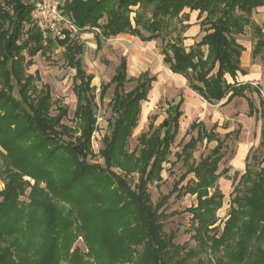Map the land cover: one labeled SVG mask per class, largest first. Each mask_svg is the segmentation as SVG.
<instances>
[{
  "label": "trees",
  "instance_id": "obj_1",
  "mask_svg": "<svg viewBox=\"0 0 264 264\" xmlns=\"http://www.w3.org/2000/svg\"><path fill=\"white\" fill-rule=\"evenodd\" d=\"M33 7V1L0 0V180L4 183L0 264H190L203 253L212 257L213 264H264V157L253 155L252 150L245 173L235 172L240 178L228 218L222 228L217 225L225 198L218 180L230 172V168L219 172L220 164L227 140L238 139L240 130L223 139L217 125L208 130L193 122L190 130H197V136L177 153L187 171L169 195L153 204L149 186L163 179L164 165L180 132L184 101L167 103L165 119L157 127L151 122L130 151L142 103L148 101L157 79L143 72L136 78V87L126 91L131 81L126 56L121 57L112 80L100 88L102 102L113 87L111 132L104 136L99 153L104 163L89 160L95 156L97 89L92 86L94 75L84 68L85 49L79 39L94 33L98 49L103 40L121 35L142 42L161 40L164 64L187 79L189 89L207 103L226 101L223 105H227L235 98L247 99L250 115L262 120L259 149H264V99L257 91L258 110L246 95L257 89L237 81L245 51L238 37L248 28L255 36L253 56L264 54L263 27L253 19L264 0H64L63 12L79 31L47 44L32 22ZM192 12H198L204 35L187 46L184 33L191 26ZM56 44L64 48V59L75 70V128L64 123L66 107L52 115L51 86H37L38 71L29 72L34 58L46 55ZM205 140L217 142L216 147L197 165L190 164L197 145ZM192 173L195 180L179 187ZM175 193L179 198L196 197L197 204L188 210L195 248L177 244V232L164 229V210ZM81 237L87 252L74 248Z\"/></svg>",
  "mask_w": 264,
  "mask_h": 264
},
{
  "label": "rangeland",
  "instance_id": "obj_2",
  "mask_svg": "<svg viewBox=\"0 0 264 264\" xmlns=\"http://www.w3.org/2000/svg\"><path fill=\"white\" fill-rule=\"evenodd\" d=\"M32 2V0H28ZM196 13L189 20L192 26L199 25L196 19ZM259 23H257V20ZM254 21L258 25H263L262 17H254ZM198 28V27H197ZM197 28L187 30L184 36H188L185 44L187 46L199 41L204 33H198ZM80 43L84 45L85 52L81 56L85 70L94 75L92 86L96 87L97 96V130L92 137V150L94 157H89L92 162L104 163V159L99 155L103 148V138L109 135L111 129L109 122L113 117L112 109L109 103L113 97V87L108 91V95L104 101H100V88L102 84L109 83L116 74L117 67L120 64L122 56H126L128 62V78L130 82L126 83V91H131L136 87V78L143 72H150L152 76H156L157 81L153 83V89L150 91L148 101L142 103V112L140 115L137 128L134 130L132 137L129 140L128 149L134 150L138 145V138L142 133L149 131V125L154 122L157 127L166 117L167 103L178 102L181 98L187 102L183 105L184 116L181 119L180 132L176 138V142L172 146V155L169 163L164 165L162 172V181L155 182L149 186V193L153 204H156L163 196L169 195L174 189V185L181 176L187 171V166L183 160L178 158L177 153H181L183 146L191 139L192 136H197V130H190L193 122H202L203 126L208 130L212 129L215 123H218L217 132L224 139L226 133L240 129V137L235 139L232 137L227 140V148L225 149L226 156L220 164L219 172L226 168H230V172L225 176L221 175L218 180V186L225 194L223 206L218 210V223L221 228L227 220L231 200L235 195L233 193L234 186L238 184L239 178L245 173L246 163L243 161V166H238L239 157L241 158L242 144L250 147L253 146L252 154L260 158L264 157V149H259L258 139L261 133V120H256L255 117H247L248 110L246 103L236 101L233 108H225L220 106H211L205 103L197 93L189 89L187 79L182 76L173 74L167 65L163 62L162 42L157 40L154 42H142L137 37L130 35H121L116 38L102 41V48H97V40L94 33L79 35ZM239 42L243 46H250L255 42V36L252 29H247L245 35L238 37ZM64 48L60 46L53 47L46 55H38L34 58L35 64L29 69V72L35 74L37 71L41 80L36 83L41 87L42 84H49L53 95L54 106L52 115H56L59 107L68 109V116L64 119V123L69 127H76L74 113L76 110L77 99L73 92V78L75 70L71 69L64 59ZM253 64H262L264 66V55L252 58ZM264 68V67H263ZM231 82V78L227 76ZM254 85H258L261 90V95L264 98V74L258 81H254ZM254 87V86H253ZM256 89V87H254ZM248 97L252 98L256 106H259V96L255 92H247ZM189 97L199 99L202 105L192 103ZM217 142L199 143L193 152V157L190 159V164L197 165L202 157L209 155ZM242 162V161H241ZM251 166L257 170L259 166L254 165L252 160ZM238 167L240 169H238ZM117 174H121L118 169H114ZM235 172L240 173L239 178L235 177ZM137 175L133 176V182H137ZM228 178V179H227ZM28 179V178H27ZM195 180L194 174H190L186 181L179 187L185 186L187 182ZM29 180V179H28ZM33 183V181H32ZM4 183L0 180V191L3 190ZM213 192V189H211ZM22 201H27L26 197L21 198ZM197 204L195 196L185 195L177 197L175 193L170 199L164 210L162 222L167 233L177 232V244H188V248H195L196 241L191 237L194 234L191 227L192 214L188 210ZM67 207V206H66ZM82 251L87 252V247L84 244L83 238L74 245ZM213 264L212 257L209 254L203 253L199 257L191 260L190 264Z\"/></svg>",
  "mask_w": 264,
  "mask_h": 264
},
{
  "label": "crops",
  "instance_id": "obj_3",
  "mask_svg": "<svg viewBox=\"0 0 264 264\" xmlns=\"http://www.w3.org/2000/svg\"><path fill=\"white\" fill-rule=\"evenodd\" d=\"M33 2H35L36 0H32ZM197 14L196 15V19L198 18V12H192V13H190V18H191V16L193 15V14ZM262 17L263 19H264V7L263 8H259L257 11H255L254 13H253V19H254V17ZM256 20H257V18H256ZM196 22H198V21H196ZM257 23H259L258 22V20H257ZM263 23H264V21H263ZM261 27H263V31H264V24L263 25H260ZM198 27V28H197ZM194 28H197V31H198V33H200V26L199 25H197V26H190V28L188 29V31L190 30V29H194ZM186 37V36H185ZM188 37V36H187ZM186 37V38H187ZM140 40V39H139ZM141 41V40H140ZM145 43H148V42H145ZM194 44V43H193ZM193 44H191V45H193ZM191 45H189V46H191ZM254 45H255V42L254 43H252L249 47L248 46H244L245 47V51L243 52V55H242V58H241V61H242V70H243V73H239L238 74V77H237V81L238 82H240V83H249V84H251L252 86H254V87H256V89L257 90H255V91H252V92H255V93H257V91H260V93H261V90H260V88L258 87V85L257 86H255L253 83H254V81H258V79H260L261 78V76L264 74V66L262 65V64H253L252 62H251V56H252V58H256V57H254L253 56V49H254ZM262 55H264V54H262ZM261 56V55H260ZM258 57V56H257ZM230 78V77H229ZM232 80V79H231ZM232 82V81H231ZM152 89H153V87H152ZM151 89V90H152ZM249 92V91H248ZM246 95H247V92H246ZM257 95H258V93H257ZM259 96V95H258ZM201 97V96H200ZM247 97H248V95H247ZM261 97H262V95H261ZM191 100H192V103H194V104H197L198 106L199 105H202L203 103H201V101L199 100V99H195V98H193V97H189ZM248 98H250V97H248ZM263 98V97H262ZM181 99H183V105L187 102V98L186 99H184V98H181ZM181 99L178 101V102H171L172 104H174V105H176V104H178L180 101H181ZM205 103H207L203 98H201ZM251 100H252V98H250ZM264 99V98H263ZM241 100H243L245 103H246V108H247V110H248V113H247V117H249V118H252V117H255L256 118V120H261L260 118H258L256 115H250V108H249V103H248V101H247V99L246 98H235L232 102H230L229 104H227V105H223L224 104V102H226V101H224V102H222V103H220V106H223V107H225V108H233L234 106H232L236 101H241ZM260 100H261V98H260V96H259V106L257 107L256 106V104H255V102L253 101V103L255 104V106H256V108L259 110L260 109ZM207 104H209V103H207ZM183 105H182V107H183ZM209 105H211V104H209ZM211 106H216V105H211ZM183 110V109H182ZM184 112V111H183ZM185 114V113H184ZM256 114V113H255ZM262 121V120H261ZM196 122V121H195ZM200 123H202V122H200ZM215 125H217L218 126V123H215ZM214 125V126H215ZM219 127V126H218ZM218 127H217V129H218ZM238 130H240V129H238ZM261 133H259V139H258V145H257V147H259V145H260V143H261V134H262V124H261ZM237 131V130H236ZM216 132H217V130H216ZM230 132H232V131H230ZM230 132H228V133H230ZM218 133V132H217ZM227 134V133H226ZM225 134V135H226ZM240 137V136H239ZM246 146H248V145H246V144H242V147H241V158L239 157V160H238V166L240 167V166H243V161L245 160V163H246V157H247V155L249 154V152L251 151V150H253V146L252 145H250V147H246ZM242 161V162H241ZM244 166H245V164H244ZM238 167V169H240Z\"/></svg>",
  "mask_w": 264,
  "mask_h": 264
},
{
  "label": "built area",
  "instance_id": "obj_4",
  "mask_svg": "<svg viewBox=\"0 0 264 264\" xmlns=\"http://www.w3.org/2000/svg\"><path fill=\"white\" fill-rule=\"evenodd\" d=\"M63 4L64 0H36L34 2L31 19L39 29L45 44L49 40H65L67 32L74 34L79 31L64 14Z\"/></svg>",
  "mask_w": 264,
  "mask_h": 264
}]
</instances>
